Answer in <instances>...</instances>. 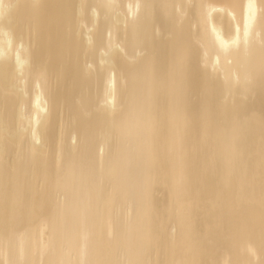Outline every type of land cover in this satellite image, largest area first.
I'll list each match as a JSON object with an SVG mask.
<instances>
[{
	"label": "bare ground",
	"instance_id": "obj_1",
	"mask_svg": "<svg viewBox=\"0 0 264 264\" xmlns=\"http://www.w3.org/2000/svg\"><path fill=\"white\" fill-rule=\"evenodd\" d=\"M0 264H264V0H0Z\"/></svg>",
	"mask_w": 264,
	"mask_h": 264
}]
</instances>
